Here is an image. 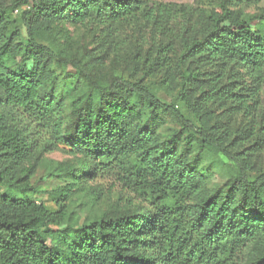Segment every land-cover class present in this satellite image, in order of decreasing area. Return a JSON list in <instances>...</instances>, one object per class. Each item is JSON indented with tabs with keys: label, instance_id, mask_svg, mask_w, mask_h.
<instances>
[{
	"label": "trees",
	"instance_id": "trees-1",
	"mask_svg": "<svg viewBox=\"0 0 264 264\" xmlns=\"http://www.w3.org/2000/svg\"><path fill=\"white\" fill-rule=\"evenodd\" d=\"M244 3L263 8L249 16ZM10 8L22 11L25 44ZM138 18L151 37L126 55L128 78L106 85L100 59L83 65L57 28L116 34ZM57 66L73 71L59 78ZM154 79L176 94L172 105L146 84ZM166 116L181 128L168 143ZM63 144L73 183L43 192L32 180ZM208 154L236 168L226 190L206 189ZM104 174L141 203L71 223L68 201ZM0 264H264V0H223L182 21L149 0H0Z\"/></svg>",
	"mask_w": 264,
	"mask_h": 264
},
{
	"label": "rangeland",
	"instance_id": "rangeland-1",
	"mask_svg": "<svg viewBox=\"0 0 264 264\" xmlns=\"http://www.w3.org/2000/svg\"><path fill=\"white\" fill-rule=\"evenodd\" d=\"M5 1L7 5L11 4V0ZM149 2L150 5L157 4L169 8L182 21V17L200 10H217L223 0H149ZM261 8H263L262 4L244 3L238 10L253 16L259 13ZM9 10L12 29L22 33L21 42L25 44L26 33L21 22L22 11H15L12 8ZM57 28L58 31H62L68 37L72 56L82 60L83 65L87 64V61L83 60L87 54L96 60L100 59L96 65L95 73L105 85L109 83L113 75L128 78L126 73L127 64L125 63L126 55L132 49V46L141 41V38L151 37V27L143 18L123 21L119 25H115L116 34H110L108 28L96 24L74 26L70 23H62ZM39 41L52 47L46 39ZM53 49L56 53L61 50L58 43L55 44ZM72 71L71 67L66 72L58 66L55 69V73L59 78H63V75ZM159 82V79L147 80L146 84L163 103L172 105L175 102L176 94L164 91ZM180 129L174 118L166 116L165 125L159 131V136L163 142L168 143ZM70 148V144H63L56 152L42 157L38 173L32 180L34 187L49 193L73 183L72 177L64 175L62 172V168L68 165L77 167L76 159L71 155ZM204 164L208 167L209 172L206 189L226 190L229 179L236 169L234 165L219 154H208ZM252 178H255V176L253 175ZM39 201L44 202L53 211L58 210L56 200L52 195H46ZM129 202L141 203V199L131 194L115 176L110 174L101 175L97 179L88 180L68 201L72 218L71 223L81 225L88 220L98 219L113 208L122 207V205ZM66 226L67 224L59 229H64ZM51 229L57 230V228Z\"/></svg>",
	"mask_w": 264,
	"mask_h": 264
}]
</instances>
